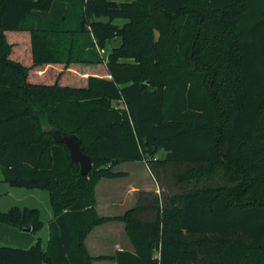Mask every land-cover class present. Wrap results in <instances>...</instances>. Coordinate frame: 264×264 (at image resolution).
Here are the masks:
<instances>
[{
  "label": "trees",
  "instance_id": "trees-1",
  "mask_svg": "<svg viewBox=\"0 0 264 264\" xmlns=\"http://www.w3.org/2000/svg\"><path fill=\"white\" fill-rule=\"evenodd\" d=\"M53 1L0 0V169L53 212L44 247L0 243V264H264V199L247 197L264 188V0H60L48 24L34 12ZM44 126L79 138L86 176ZM140 160L158 192L98 215L97 182ZM38 213L0 222L35 235ZM110 221L133 252L90 256L85 237Z\"/></svg>",
  "mask_w": 264,
  "mask_h": 264
},
{
  "label": "crops",
  "instance_id": "crops-1",
  "mask_svg": "<svg viewBox=\"0 0 264 264\" xmlns=\"http://www.w3.org/2000/svg\"><path fill=\"white\" fill-rule=\"evenodd\" d=\"M52 5L53 6H51L49 11L47 12L35 11L34 14L39 16V18L42 19V21L48 24L63 23L62 21L67 7L66 3L60 0H54ZM123 23H124L123 20H116L114 22V24L118 26L124 25ZM119 166L116 168V171H121L125 173L124 177L116 178V179H101L99 182L106 181V182H113V184H115L114 182H118L128 177L130 173L128 174L127 170H117ZM146 171L149 174L146 183L144 182L142 183V181L139 180L140 183L134 184L135 180L133 181L131 180L130 182H127V184L126 183H124L123 185L118 184L116 192L110 193L108 191L103 194V196L101 197L102 202H99L96 197L97 195H95V209L97 214L100 216H109V217L121 216V214H123L127 209L135 205L138 197V193L140 191L158 192V186H157L158 184H156L148 168L146 169ZM151 180H153L154 183H152ZM115 209H120V210L116 212V214L114 212H111L112 214L110 215L108 214V211H113ZM105 231H109L110 234L107 235ZM113 233H116L117 235L113 236ZM34 237L36 238L37 236L34 235ZM84 243L86 249L89 252V255L92 257H113L117 251L126 250L129 252H133V248H134L132 247V244L126 235L123 223L117 221L106 222L102 225L94 227L92 231H90L85 237ZM92 251L94 252V254L91 253ZM95 264H116V262L112 259L111 260L101 259V260H96Z\"/></svg>",
  "mask_w": 264,
  "mask_h": 264
},
{
  "label": "rangeland",
  "instance_id": "rangeland-1",
  "mask_svg": "<svg viewBox=\"0 0 264 264\" xmlns=\"http://www.w3.org/2000/svg\"><path fill=\"white\" fill-rule=\"evenodd\" d=\"M155 35L157 36V32H155ZM111 44L113 46L119 45V40H112ZM110 46L108 45L105 49L99 50L97 49V53L102 58H106L110 52ZM160 157L164 155V152H160ZM158 155V156H159ZM131 163V164H130ZM140 163V164H139ZM121 165V166H119ZM119 168L117 170H127L128 174L130 175L126 177L125 179H122L118 182H106L101 181L97 182L95 188H94V198L95 195H97V199L99 202L101 201V197L106 192H116L118 184H124L127 182H130L131 180H135L134 184L140 183H146L147 177H149L148 172L146 171L147 166L143 160L135 161V162H122L121 164H118L116 167ZM146 167V169H145ZM116 170V168H115ZM129 170V171H128ZM132 172V173H131ZM220 173V172H219ZM152 183H154L153 180H151ZM168 182L171 186L173 185V180L168 178ZM141 183V184H142ZM208 183H211L212 185H222L226 184V181L222 178L220 174H215ZM238 182L230 184V186L235 185ZM113 185V186H112ZM237 185V184H236ZM179 190H174L173 192H177ZM172 192V191H171ZM255 197L256 199H264V188L259 187L258 189L247 194V197L249 196ZM246 197V196H245ZM101 204V203H100ZM27 208V209H36L38 213L39 220L41 222L40 226L35 231V235L40 238L41 244L44 247L47 243L48 239V224L53 218V212L49 201V195L48 192L42 188L39 187H23V186H11L6 181L3 180L2 172L0 169V213H6L9 212L11 208ZM120 209H115L113 211H108V214H112L111 212H118ZM107 235L110 234L109 231H105ZM112 234V233H111ZM117 235L116 233H113V236ZM88 252V250H87ZM89 253V252H88ZM94 254V252H91ZM92 264H95V261L92 262Z\"/></svg>",
  "mask_w": 264,
  "mask_h": 264
},
{
  "label": "water",
  "instance_id": "water-1",
  "mask_svg": "<svg viewBox=\"0 0 264 264\" xmlns=\"http://www.w3.org/2000/svg\"><path fill=\"white\" fill-rule=\"evenodd\" d=\"M43 131L51 134L55 143L63 144L69 150V158L73 164H78L79 174L86 176L92 169V162L89 156L82 153L80 140L76 135H67L57 128L44 126ZM32 228L25 227L21 230L10 227L0 222V243L8 246H16L27 249L33 245L35 237L31 232Z\"/></svg>",
  "mask_w": 264,
  "mask_h": 264
}]
</instances>
